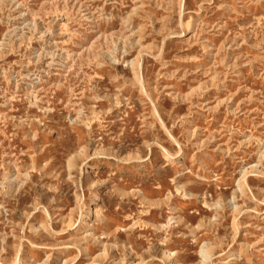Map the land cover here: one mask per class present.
<instances>
[{
	"label": "rangeland",
	"instance_id": "1",
	"mask_svg": "<svg viewBox=\"0 0 264 264\" xmlns=\"http://www.w3.org/2000/svg\"><path fill=\"white\" fill-rule=\"evenodd\" d=\"M171 262L264 264V0H0V264Z\"/></svg>",
	"mask_w": 264,
	"mask_h": 264
},
{
	"label": "bare ground",
	"instance_id": "2",
	"mask_svg": "<svg viewBox=\"0 0 264 264\" xmlns=\"http://www.w3.org/2000/svg\"><path fill=\"white\" fill-rule=\"evenodd\" d=\"M232 132V131H231ZM73 156H75V155H73ZM252 167V166H251ZM255 167V166H254ZM258 167V166H257ZM250 168V167H249ZM248 168H246V169H244L243 171H242V175L239 177V181H240V183H241V185H243V184H245V180H246V175L248 174V170H247ZM234 207V206H233ZM236 210V209H235ZM234 210V211H235ZM85 220V218H81L80 219V221H79V223L77 224V226L75 227V228H78L80 225H81V223L83 222ZM203 252V251H202ZM206 252V251H205ZM205 254V253H204ZM165 255L171 260L172 258H171V255H172V253L171 252H169V251H166L165 252ZM205 260V259H204ZM172 261V260H171ZM171 264H173L172 262H171Z\"/></svg>",
	"mask_w": 264,
	"mask_h": 264
}]
</instances>
